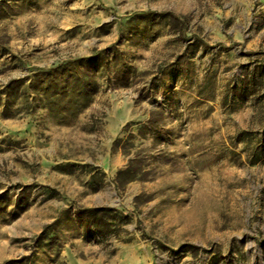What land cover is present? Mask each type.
<instances>
[{"label": "rangeland", "instance_id": "1", "mask_svg": "<svg viewBox=\"0 0 264 264\" xmlns=\"http://www.w3.org/2000/svg\"><path fill=\"white\" fill-rule=\"evenodd\" d=\"M0 264H264V0H0Z\"/></svg>", "mask_w": 264, "mask_h": 264}, {"label": "trees", "instance_id": "2", "mask_svg": "<svg viewBox=\"0 0 264 264\" xmlns=\"http://www.w3.org/2000/svg\"><path fill=\"white\" fill-rule=\"evenodd\" d=\"M257 162V159H255L252 161V164H256ZM105 211L104 208L83 209L77 212V216L81 220H88L99 235H108L113 230L110 223L105 220Z\"/></svg>", "mask_w": 264, "mask_h": 264}]
</instances>
